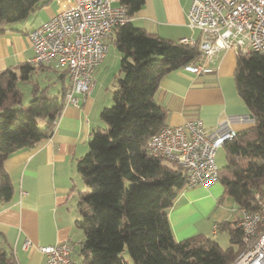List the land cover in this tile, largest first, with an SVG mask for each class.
<instances>
[{"label": "trees", "instance_id": "obj_1", "mask_svg": "<svg viewBox=\"0 0 264 264\" xmlns=\"http://www.w3.org/2000/svg\"><path fill=\"white\" fill-rule=\"evenodd\" d=\"M56 1L0 0V35ZM118 2L131 18L113 30L121 75L113 104L100 115L104 127L92 132L89 151L76 164L89 187L78 201L81 219L76 226L83 233L79 254L84 264H230L243 249L239 220L216 226L228 233L226 249L203 235L176 240L168 214L186 188V176L176 163L154 158L146 148L147 141L167 126V110L156 101L161 81L193 61L199 46L136 27L132 19L145 0ZM36 70L25 63L0 72V204L9 202L14 191L5 161L50 138L64 109L67 71L59 77L61 91L51 95L32 79ZM21 82L33 87L28 105L23 104ZM235 82L254 124L223 146L227 161L219 168V182L239 211L259 210L264 201V54H238ZM40 119L44 126H39ZM0 264L17 263L0 252Z\"/></svg>", "mask_w": 264, "mask_h": 264}, {"label": "crops", "instance_id": "obj_2", "mask_svg": "<svg viewBox=\"0 0 264 264\" xmlns=\"http://www.w3.org/2000/svg\"><path fill=\"white\" fill-rule=\"evenodd\" d=\"M191 2L145 0L132 22L174 42L185 38L199 42L200 31L188 25ZM70 3L71 0H58L34 12L32 20L30 15L21 25L0 35V72L27 63L34 55L29 33ZM115 37L113 32L107 41L106 56L94 73L95 85L80 106L64 107L50 138L35 149L14 153L4 163L14 191L9 202L0 204V252L17 264H46V256L40 249L65 242L72 246L71 255L78 246L80 256L83 233L76 226L81 219L78 201L89 187L76 164L88 153L92 132L104 127L102 110L113 104L121 75V54ZM237 61L238 54L226 50L214 57L210 74L180 69L164 77L156 101L167 110L165 124L178 126L187 120L200 119L207 130H213L229 118H241L232 123L234 131L239 133L252 127L254 119L236 87ZM63 71L51 65L42 66L32 79L49 93L52 85L57 95L62 89L59 77ZM36 76L41 81L35 80ZM68 83L67 74L66 86ZM168 217L174 237L182 241L196 235L216 238L218 223L239 220L241 212L234 208L222 184L217 182L208 188L186 187L174 201Z\"/></svg>", "mask_w": 264, "mask_h": 264}, {"label": "built area", "instance_id": "obj_3", "mask_svg": "<svg viewBox=\"0 0 264 264\" xmlns=\"http://www.w3.org/2000/svg\"><path fill=\"white\" fill-rule=\"evenodd\" d=\"M130 21L127 8L118 0H71L67 8L29 33L34 55L27 64L67 71L64 107H79L95 85L94 73L106 56L114 28ZM188 25L201 33L199 42L186 38L179 42L199 46L200 54L184 68L193 74L212 73L213 59L222 51L264 54V0H192ZM239 120L229 118L213 130H207L200 119L164 126L147 141V152L180 166L187 188H208L219 182L216 155L236 137L232 123ZM240 212L243 249L230 264H264V201L259 210ZM40 250L46 264H75L69 242Z\"/></svg>", "mask_w": 264, "mask_h": 264}, {"label": "rangeland", "instance_id": "obj_4", "mask_svg": "<svg viewBox=\"0 0 264 264\" xmlns=\"http://www.w3.org/2000/svg\"><path fill=\"white\" fill-rule=\"evenodd\" d=\"M34 18V15H31L29 17L30 20H32ZM24 21H20V22H17V23H13L11 24V28H14V27H17L19 25H21ZM35 80L37 81H41L40 77L36 76ZM42 86H45V84H42ZM60 86V85H59ZM19 87L20 89L22 90L23 92V104L24 105H28L29 102L31 101L32 99V84L30 83H20L19 84ZM56 88L54 89L53 86L51 85L50 87V93L52 95H54V92H56ZM57 93V92H56ZM45 125V122L42 121L40 119L39 121V126H44ZM226 153H225V150L223 148H221L219 150V152L217 153L216 155V163L217 165L219 166V168H222L226 165ZM229 200H231L232 202V205L234 206V208H238L237 204L234 202V200L232 198L229 197ZM211 238V237H210ZM214 240H216L220 246L224 249L228 248L229 245H230V241H229V236H228V233L226 231H223V230H219L218 231V236L216 238H214ZM78 246H77V249L75 250V253L72 255V260L75 264H84L83 263V258L81 256L78 255ZM124 256L126 257V259L129 261V256L127 253H124Z\"/></svg>", "mask_w": 264, "mask_h": 264}, {"label": "water", "instance_id": "obj_5", "mask_svg": "<svg viewBox=\"0 0 264 264\" xmlns=\"http://www.w3.org/2000/svg\"><path fill=\"white\" fill-rule=\"evenodd\" d=\"M250 117L253 118V115L251 114Z\"/></svg>", "mask_w": 264, "mask_h": 264}]
</instances>
